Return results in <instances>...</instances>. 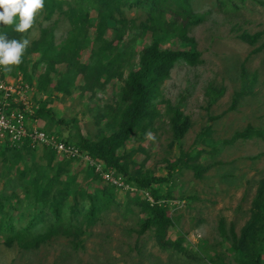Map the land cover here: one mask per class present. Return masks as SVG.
<instances>
[{
	"label": "trees",
	"instance_id": "obj_1",
	"mask_svg": "<svg viewBox=\"0 0 264 264\" xmlns=\"http://www.w3.org/2000/svg\"><path fill=\"white\" fill-rule=\"evenodd\" d=\"M164 3L169 7H163ZM133 6L148 15L138 25L123 15L124 8ZM42 11L47 18L54 13L62 15L71 28L60 44L55 43L51 27L40 28L39 37L26 48L22 62L16 65V70L23 73L22 80L33 85L32 72L36 62H43L46 67L38 74L37 92L46 91L48 84L56 79L52 89L69 95L77 88L74 85L76 76L81 75L84 82L78 86L81 93L89 91L93 94L96 89H104L117 80L118 84L113 87L117 88L118 102L115 106L95 107L97 122L102 116L108 119L98 124L94 134H83L75 118L70 121L57 118L48 105L50 99L30 98L36 105L30 122L37 119L39 129L101 161L106 169L120 174L126 183L146 192L152 202L145 195L141 198L130 190L124 191V201L118 202V187L104 181L88 162L81 165V159L58 156L50 146L32 144L27 138L18 142L7 136L0 140V237L7 246L17 242L28 248L38 247L52 237L66 236L78 247L85 227L96 224L104 212L121 205L125 210H132L129 206L133 204L137 209L139 234L151 231L162 249L171 248L187 254L184 236L174 240L167 236L169 227L174 225L168 209V201L173 198L172 177L175 171L182 169H191L196 177H202V172L211 166H202L198 158L207 150L200 148L186 152L181 149L177 158H164L167 173L158 175L143 165L137 166L132 160L135 151H143V147L138 145L127 151L125 147L133 138L141 142L154 131L155 121L163 114L167 117L172 141L178 145L191 127L190 116L183 113L179 104L164 98L162 84L177 62L191 66L203 62L200 51L192 48L194 39L187 35L188 29L203 16L192 11L191 0H44ZM167 13L171 15L169 20ZM18 22L17 15L13 25L0 23V33L19 40L23 33L14 30ZM146 34L150 41L137 51V41ZM261 36V31L238 34L239 39L249 45H255ZM172 39L178 42V47L165 46ZM87 48L89 56L82 62L79 56ZM263 48L264 42H261L252 51L259 52ZM33 53H38L39 58L30 64L26 55ZM58 63H65L63 72H57ZM0 71H3L0 79L6 78L7 69L2 66ZM243 88L250 87L244 84ZM241 94H235L231 107ZM159 103L164 104V113L159 110ZM41 121L43 125L39 123ZM62 125L74 128L69 130L66 138L61 133ZM253 136L264 139V129L249 124L222 143ZM206 142L215 144L209 127L197 134L195 144L207 145ZM217 149L213 147V150ZM81 174L82 178L78 180ZM217 229L227 244L225 254L229 253L231 258L225 261L223 255L205 252L208 263L264 264V174L256 181L248 217L241 228L236 231L233 223L226 228L225 219L221 217ZM199 250L203 252L202 247Z\"/></svg>",
	"mask_w": 264,
	"mask_h": 264
},
{
	"label": "rangeland",
	"instance_id": "obj_2",
	"mask_svg": "<svg viewBox=\"0 0 264 264\" xmlns=\"http://www.w3.org/2000/svg\"><path fill=\"white\" fill-rule=\"evenodd\" d=\"M165 3L172 6L170 2ZM165 3L162 6L169 7ZM191 9L203 16L187 31V35L194 39L192 48L200 51L203 62L194 66L177 62L162 84V92L164 98L179 104L183 113L190 116L192 125L178 145L172 141L167 117L163 114L155 121L154 131L141 142L133 138L125 147V151L136 149L138 145L143 147V151H135L132 160L137 166L143 165L158 175L167 173L164 158H177L181 149L195 152L204 148L208 151L198 158L202 166H211L202 172V177H196L191 169L177 170L172 177L173 198L168 201V209L174 225L169 227L167 236L173 240L184 236L183 246L188 253L162 249L151 231L139 234L137 209L131 204L132 210H125L123 205L112 208L104 212L96 224L85 227L78 247L72 245L70 237L66 236L52 237L38 247L28 248L17 242L7 246L4 238L0 237V264H210L205 252L223 255L225 261L231 258L229 253L225 254L227 244L219 235L218 221L223 217L226 228L233 223L236 231L246 221L256 181L264 174V139L253 136L229 143L222 141L249 124L264 129V48L259 52L252 51L264 42V0H191ZM123 10V15L135 20L136 25L148 18L138 6ZM169 15L166 14L168 20ZM44 27H51L56 44L66 39L71 28L62 15L54 13L47 18L41 9L32 28L23 32L19 40L28 39L31 44L39 37L40 28ZM242 31H261L262 36L255 45H249L239 39L238 34ZM107 34L112 37L111 30ZM149 41V34H146L137 41L135 49L138 51ZM171 41L165 46H179L175 39ZM89 51L87 48L81 52L82 62L87 61ZM38 58V53L26 55L30 64ZM36 64L30 96L42 101L50 99L48 105L56 117L67 121L75 118L83 134L98 131V124L108 118L102 116L97 122L95 114L98 110L95 107L101 109L106 105H116L118 92L113 85L118 81L113 80L93 94L89 91L81 93L78 86L84 82L82 76L77 75L74 82L77 88L69 95L52 89L56 79L48 84L46 91L37 92V77L46 65L43 62ZM10 67L5 77L23 76L22 71L16 70V65ZM64 68L65 63L56 65L57 72H63ZM244 84L250 88H243ZM239 92L242 93L239 100L231 107L235 94ZM158 107L164 113V104L159 103ZM39 123L43 125V121ZM206 127L211 131L213 146L208 142L207 145L195 144L197 134ZM73 129L62 125V136L66 138L69 130ZM213 147L218 149L215 151ZM81 162V165L85 164ZM74 167L77 168L76 165ZM81 178L82 174L78 180ZM92 183L91 187L94 186ZM124 191L116 189L118 202L124 201ZM134 192L141 198L145 193L142 190ZM200 247L203 252H200Z\"/></svg>",
	"mask_w": 264,
	"mask_h": 264
},
{
	"label": "built area",
	"instance_id": "obj_3",
	"mask_svg": "<svg viewBox=\"0 0 264 264\" xmlns=\"http://www.w3.org/2000/svg\"><path fill=\"white\" fill-rule=\"evenodd\" d=\"M32 87L25 83L21 76L0 79V140L7 136L14 141L21 142L22 139H29L32 144L50 146L58 156L79 158L88 162L100 173L104 181L125 190L136 191L137 188L126 183L122 176L113 169H106L101 161L92 159L89 155L82 153L76 146L67 144L50 135L41 129L34 118L30 122V117L34 113L31 101ZM30 124V125H29ZM144 195L152 202L151 197L145 192Z\"/></svg>",
	"mask_w": 264,
	"mask_h": 264
},
{
	"label": "clouds",
	"instance_id": "obj_4",
	"mask_svg": "<svg viewBox=\"0 0 264 264\" xmlns=\"http://www.w3.org/2000/svg\"><path fill=\"white\" fill-rule=\"evenodd\" d=\"M44 0H0V23L6 26L14 24V18L19 16V22L14 30L20 33L32 28L36 14L43 9ZM28 39H9L0 34V66L11 70L12 65L22 62L23 54L29 46Z\"/></svg>",
	"mask_w": 264,
	"mask_h": 264
}]
</instances>
